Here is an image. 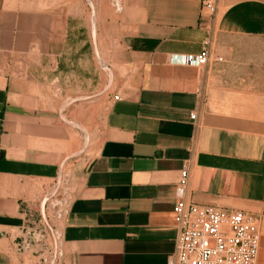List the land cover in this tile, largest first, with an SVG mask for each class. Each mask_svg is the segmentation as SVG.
I'll return each instance as SVG.
<instances>
[{
  "label": "crops",
  "instance_id": "crops-1",
  "mask_svg": "<svg viewBox=\"0 0 264 264\" xmlns=\"http://www.w3.org/2000/svg\"><path fill=\"white\" fill-rule=\"evenodd\" d=\"M93 1L97 16L92 0H0V264H45L53 239L32 238L29 219L61 175L66 212L45 208L61 232L50 264H167L185 167L188 202L258 220L264 264V0H214L215 13ZM78 34L72 65L91 55L110 80L71 104L48 86ZM204 49V67L171 62Z\"/></svg>",
  "mask_w": 264,
  "mask_h": 264
},
{
  "label": "built area",
  "instance_id": "built-area-1",
  "mask_svg": "<svg viewBox=\"0 0 264 264\" xmlns=\"http://www.w3.org/2000/svg\"><path fill=\"white\" fill-rule=\"evenodd\" d=\"M203 6L210 13L216 11L214 0H203ZM209 59L210 52L207 49L197 54L171 56L173 64L191 67H204ZM119 98L115 96L116 100ZM191 119L195 120L196 115H191ZM67 185L66 177L61 175L54 190L44 198L40 216L33 215L29 219L30 228L36 230L31 234L32 238L40 241L50 232L56 259L61 256V232L59 226L47 218L45 208L51 206L56 210V219L63 217L68 207ZM188 186L189 170L185 167L177 184V201L173 208L178 228L177 252L167 264H258L262 237L258 220L243 211L188 202ZM60 195L62 198L59 199ZM29 246L30 242H25L20 247Z\"/></svg>",
  "mask_w": 264,
  "mask_h": 264
},
{
  "label": "rangeland",
  "instance_id": "rangeland-1",
  "mask_svg": "<svg viewBox=\"0 0 264 264\" xmlns=\"http://www.w3.org/2000/svg\"><path fill=\"white\" fill-rule=\"evenodd\" d=\"M113 7L117 12H120L121 7L117 6V2L114 3ZM89 13L90 16L98 15V6L96 2H94L93 0L90 4ZM78 36L79 37H75L74 49H70L68 51L69 54L67 55V61H69L70 67H68L66 70H63V75L60 78V81L56 83L51 82V84H49L48 86L49 89L51 90V93L54 96L60 97V95H62L64 96V98H66L67 103H71V104H74L77 101V98L81 99L82 94L86 96H90L89 102H91V100L93 99L92 95H94V91L97 90V86L101 83V92H102L104 89L103 88L104 85L106 87L107 84H109V80H110L109 79L110 72L107 69L96 68V66L94 67V64L96 63L93 64L91 55L89 56L88 59H84V61L81 62L82 64L80 63V64H75L74 66L72 65L76 59L74 55L76 54L77 50H79V48L82 46V44L85 42V39L81 34H78ZM100 73H101V82H99ZM47 77L51 79L50 76ZM60 198H62V195H60L59 199ZM50 246L52 247V249L48 250V259L44 257L42 260L43 263L45 264H50V261L56 260V258H54L55 245L53 241H51ZM40 253H44V252L41 251Z\"/></svg>",
  "mask_w": 264,
  "mask_h": 264
}]
</instances>
